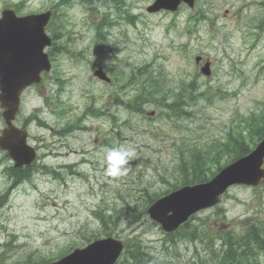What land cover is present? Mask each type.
Returning a JSON list of instances; mask_svg holds the SVG:
<instances>
[{
	"label": "rangeland",
	"instance_id": "rangeland-1",
	"mask_svg": "<svg viewBox=\"0 0 264 264\" xmlns=\"http://www.w3.org/2000/svg\"><path fill=\"white\" fill-rule=\"evenodd\" d=\"M18 1L20 14L54 8L57 47L41 83L21 95L15 122L35 113L46 124L28 125L35 169L10 191L15 179L3 174L12 161L0 150V194H7L0 202V263L54 261L104 237L101 212L118 218L114 238L129 245L139 238L141 250L165 264H216L223 231L264 218V181L230 186L217 205L197 212L172 236L144 205L151 194L182 185L180 152L218 146L227 130L261 109L264 0H196L193 8L154 13L145 9L153 0H0V10ZM96 25L103 27L100 42ZM195 55L211 61L210 75L199 71ZM98 67L110 82L93 76ZM150 82L157 89L144 113L125 108ZM162 98L178 101L172 107L177 115L155 104ZM88 106L101 116H84L81 128L64 136L55 133ZM118 147L134 155L126 175L109 177L104 156ZM129 255L121 254L117 264H134ZM255 264H264V255Z\"/></svg>",
	"mask_w": 264,
	"mask_h": 264
},
{
	"label": "water",
	"instance_id": "water-1",
	"mask_svg": "<svg viewBox=\"0 0 264 264\" xmlns=\"http://www.w3.org/2000/svg\"><path fill=\"white\" fill-rule=\"evenodd\" d=\"M181 1L190 6L194 3V0H155L147 10L156 11L160 8L175 10ZM49 16L50 11L23 17H17L11 10L2 11L0 103L5 107L3 116L7 123L14 118L18 109L21 90L32 82H38L40 71L50 68L48 55L42 51L44 46L50 43V38L44 32ZM201 70L208 74V63ZM95 74L104 77L100 71H95ZM8 139L19 141L11 145ZM23 139L24 133L21 131L4 130L0 136V147L8 149L15 159L28 162L33 154L28 151ZM263 157L264 138L253 151L224 167L210 181L184 186L158 199L148 209L150 216L161 222L165 230H173L195 210L218 201L219 194L229 184H257L262 177L264 178V169L261 168ZM168 211L171 213L168 214ZM121 249V241L112 238L99 239L81 249L73 250L57 261L41 264H113Z\"/></svg>",
	"mask_w": 264,
	"mask_h": 264
},
{
	"label": "trees",
	"instance_id": "trees-1",
	"mask_svg": "<svg viewBox=\"0 0 264 264\" xmlns=\"http://www.w3.org/2000/svg\"><path fill=\"white\" fill-rule=\"evenodd\" d=\"M69 0H60L66 4ZM90 2V0H84ZM114 3L123 0H109ZM103 23V22H102ZM52 39L56 38L54 29ZM102 27L96 26L97 34H100ZM56 41L53 42L50 52L56 50ZM149 89V90H146ZM156 86L153 82L143 86L142 93L138 98L155 96ZM146 96V97H144ZM160 101L162 99H159ZM159 103V102H158ZM169 106V105H167ZM238 127L226 131L222 141L218 146H209V149H197L191 152L190 156L181 157L178 164L179 180L182 184L195 183L207 180L222 165L236 157L246 154L252 144L264 136V105L259 112L247 115ZM227 156V160H223ZM152 198L149 199L151 201ZM107 213V212H106ZM113 214L105 215L98 212L99 223L103 227V232L107 235L113 233L116 226L117 217ZM111 223V224H110ZM112 225V226H111ZM183 228L187 223L183 224ZM220 251L216 254V264H255L258 254L264 255V218L258 221L243 225L240 229H231L222 232L219 236ZM139 238H134L133 243L126 246L127 254L134 264H164L163 259L143 252L140 247ZM213 251V250H212Z\"/></svg>",
	"mask_w": 264,
	"mask_h": 264
},
{
	"label": "clouds",
	"instance_id": "clouds-1",
	"mask_svg": "<svg viewBox=\"0 0 264 264\" xmlns=\"http://www.w3.org/2000/svg\"><path fill=\"white\" fill-rule=\"evenodd\" d=\"M134 155L131 148L118 147L106 150L104 163L106 165L105 174L109 177H120L128 172L130 158Z\"/></svg>",
	"mask_w": 264,
	"mask_h": 264
}]
</instances>
